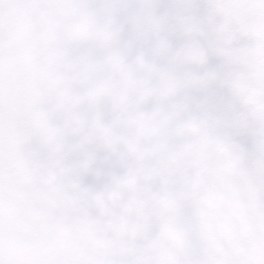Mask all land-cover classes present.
I'll list each match as a JSON object with an SVG mask.
<instances>
[{
  "label": "clouds",
  "instance_id": "1",
  "mask_svg": "<svg viewBox=\"0 0 264 264\" xmlns=\"http://www.w3.org/2000/svg\"><path fill=\"white\" fill-rule=\"evenodd\" d=\"M0 264H264V0H0Z\"/></svg>",
  "mask_w": 264,
  "mask_h": 264
}]
</instances>
